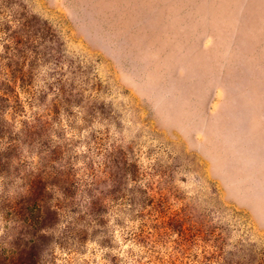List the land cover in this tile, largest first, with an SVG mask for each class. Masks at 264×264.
Instances as JSON below:
<instances>
[{
  "label": "rangeland",
  "instance_id": "rangeland-1",
  "mask_svg": "<svg viewBox=\"0 0 264 264\" xmlns=\"http://www.w3.org/2000/svg\"><path fill=\"white\" fill-rule=\"evenodd\" d=\"M0 72V264H264V0H0Z\"/></svg>",
  "mask_w": 264,
  "mask_h": 264
},
{
  "label": "trees",
  "instance_id": "trees-1",
  "mask_svg": "<svg viewBox=\"0 0 264 264\" xmlns=\"http://www.w3.org/2000/svg\"><path fill=\"white\" fill-rule=\"evenodd\" d=\"M15 77V74H13L12 72L6 74L0 72V122L3 121L4 108L7 106V103L10 102L11 99L13 100L14 98H16L15 96H13V87L11 86V83L15 82ZM18 77L21 81L22 89H24V87L26 88L24 92L27 93L28 99L32 101L35 95L33 90L30 89V86L28 87V80H25V77H28V75L19 74ZM6 133V130H2L0 128L1 140L5 137ZM6 143H4L5 149H16L18 147V143L16 142L9 141Z\"/></svg>",
  "mask_w": 264,
  "mask_h": 264
}]
</instances>
